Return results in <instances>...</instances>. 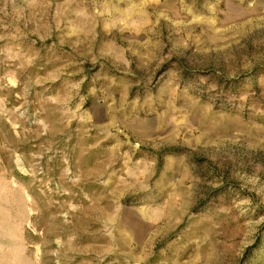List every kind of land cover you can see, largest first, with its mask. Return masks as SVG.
Instances as JSON below:
<instances>
[{
	"label": "rangeland",
	"instance_id": "obj_1",
	"mask_svg": "<svg viewBox=\"0 0 264 264\" xmlns=\"http://www.w3.org/2000/svg\"><path fill=\"white\" fill-rule=\"evenodd\" d=\"M0 264H264V0H0Z\"/></svg>",
	"mask_w": 264,
	"mask_h": 264
}]
</instances>
